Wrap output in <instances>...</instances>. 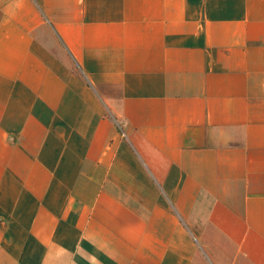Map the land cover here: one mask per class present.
<instances>
[{
    "label": "crops",
    "instance_id": "0c3cea01",
    "mask_svg": "<svg viewBox=\"0 0 264 264\" xmlns=\"http://www.w3.org/2000/svg\"><path fill=\"white\" fill-rule=\"evenodd\" d=\"M0 264H264V0H0Z\"/></svg>",
    "mask_w": 264,
    "mask_h": 264
}]
</instances>
